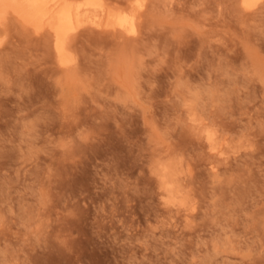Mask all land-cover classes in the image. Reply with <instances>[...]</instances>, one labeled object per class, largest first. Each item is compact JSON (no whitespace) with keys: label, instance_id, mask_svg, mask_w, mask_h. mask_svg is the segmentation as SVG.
Instances as JSON below:
<instances>
[{"label":"rangeland","instance_id":"374dc122","mask_svg":"<svg viewBox=\"0 0 264 264\" xmlns=\"http://www.w3.org/2000/svg\"><path fill=\"white\" fill-rule=\"evenodd\" d=\"M103 1L137 33L83 26L69 67L0 21V264H264V0Z\"/></svg>","mask_w":264,"mask_h":264},{"label":"bare ground","instance_id":"6f19581e","mask_svg":"<svg viewBox=\"0 0 264 264\" xmlns=\"http://www.w3.org/2000/svg\"><path fill=\"white\" fill-rule=\"evenodd\" d=\"M261 1L263 0H243L249 8L256 7ZM136 4V9L143 6L140 0H137ZM9 12H14L26 25L38 33L47 31L52 37L57 61L64 67L76 64L70 43L83 26L111 27L126 35H134L138 31L136 12L113 7L103 0H0V21ZM194 119L197 121V118ZM205 135L214 154L223 155L225 151L222 152L223 149L217 146L215 133L207 131ZM219 148L221 150H218ZM216 166L217 164L214 168H217ZM176 169L178 168L170 161H166L157 170L162 199L168 207L193 211L194 209L188 205L182 188L183 184L178 176L180 173Z\"/></svg>","mask_w":264,"mask_h":264}]
</instances>
